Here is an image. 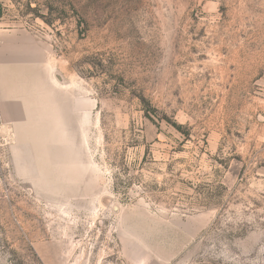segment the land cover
<instances>
[{
  "label": "rangeland",
  "instance_id": "374dc122",
  "mask_svg": "<svg viewBox=\"0 0 264 264\" xmlns=\"http://www.w3.org/2000/svg\"><path fill=\"white\" fill-rule=\"evenodd\" d=\"M0 264H264V0H0Z\"/></svg>",
  "mask_w": 264,
  "mask_h": 264
}]
</instances>
